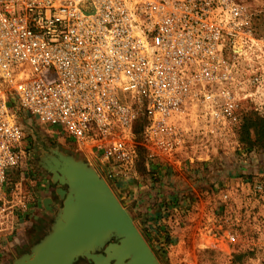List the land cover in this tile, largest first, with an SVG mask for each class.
<instances>
[{
	"label": "built area",
	"instance_id": "built-area-1",
	"mask_svg": "<svg viewBox=\"0 0 264 264\" xmlns=\"http://www.w3.org/2000/svg\"><path fill=\"white\" fill-rule=\"evenodd\" d=\"M260 16L264 0H0V238L29 213L7 193L27 118L109 175H132L141 150L148 165L176 160L193 106L230 112L212 91Z\"/></svg>",
	"mask_w": 264,
	"mask_h": 264
},
{
	"label": "rangeland",
	"instance_id": "rangeland-1",
	"mask_svg": "<svg viewBox=\"0 0 264 264\" xmlns=\"http://www.w3.org/2000/svg\"><path fill=\"white\" fill-rule=\"evenodd\" d=\"M252 39L243 49L236 44L240 56L229 53L230 78L212 91L221 107L231 103L230 112L216 120L210 109L193 106L176 160L148 165L141 150L132 175H108L64 134L27 118L29 152L22 168L10 174L7 193L17 188L28 201L48 185L53 193L58 185L48 167L57 152L87 164L106 182L155 264H264V138L258 132V121H264V16L255 21ZM50 223L40 211L18 219L0 238V264L23 256L21 250L12 253L32 234L39 233L32 240L38 244ZM75 264L92 263L80 258Z\"/></svg>",
	"mask_w": 264,
	"mask_h": 264
},
{
	"label": "water",
	"instance_id": "water-1",
	"mask_svg": "<svg viewBox=\"0 0 264 264\" xmlns=\"http://www.w3.org/2000/svg\"><path fill=\"white\" fill-rule=\"evenodd\" d=\"M55 154L48 168L54 183L66 187L57 191L63 207L50 233L13 264H75L80 258L92 264H155L106 182L87 164Z\"/></svg>",
	"mask_w": 264,
	"mask_h": 264
},
{
	"label": "crops",
	"instance_id": "crops-1",
	"mask_svg": "<svg viewBox=\"0 0 264 264\" xmlns=\"http://www.w3.org/2000/svg\"><path fill=\"white\" fill-rule=\"evenodd\" d=\"M94 162L97 163V160H95ZM105 172L109 175L107 170H105ZM111 182L113 184H115L114 181L111 180ZM57 185H58V187L56 186L55 189H53V193H50L49 189H47V188H50L48 185V186H46L47 188H43V190L41 189V192L43 191L42 192L43 195L40 194V196L37 197L36 199H34L33 201H28L30 206L28 209L29 213L27 214V217L30 218L31 214H35L38 211H40V212H43V215L47 219H51V223L47 227V230H43V239H44V237H46L50 233L52 225L54 223V220L63 207V201L59 198L57 191H58V189L66 190V187L60 186L59 184H57ZM26 223H28V222H26ZM26 223H23L20 225V226H22V228L19 227V230L24 232L23 235L27 234V232H28V231H26L27 229H24L25 226L23 227V225H25ZM28 227H29V224L27 225L26 228H28ZM38 234L39 233L32 234V235L29 234V235H31V236H29V238H25L24 241L22 240L21 244L23 243V246H20L19 248H15L12 254L15 255V252H17L19 250H21V253H24V255L30 253V250L32 249V247H34L37 243V242H32V240L35 241V239H37ZM23 237L24 236H20V239ZM20 239H19V241H20ZM15 256H17V255H15ZM15 258L18 259L19 257L17 256Z\"/></svg>",
	"mask_w": 264,
	"mask_h": 264
},
{
	"label": "trees",
	"instance_id": "trees-1",
	"mask_svg": "<svg viewBox=\"0 0 264 264\" xmlns=\"http://www.w3.org/2000/svg\"><path fill=\"white\" fill-rule=\"evenodd\" d=\"M247 128L249 127L246 126L245 129ZM258 132H259V138H264V121L262 120L258 121Z\"/></svg>",
	"mask_w": 264,
	"mask_h": 264
},
{
	"label": "bare ground",
	"instance_id": "bare-ground-1",
	"mask_svg": "<svg viewBox=\"0 0 264 264\" xmlns=\"http://www.w3.org/2000/svg\"><path fill=\"white\" fill-rule=\"evenodd\" d=\"M240 41V40H239ZM240 43V42H239ZM237 50V49H236ZM239 50V49H238ZM67 155V154H66ZM103 201H105V198L103 197Z\"/></svg>",
	"mask_w": 264,
	"mask_h": 264
}]
</instances>
